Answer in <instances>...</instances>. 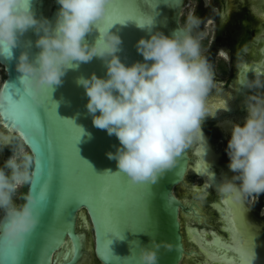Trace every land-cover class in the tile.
<instances>
[{"label": "water", "instance_id": "1", "mask_svg": "<svg viewBox=\"0 0 264 264\" xmlns=\"http://www.w3.org/2000/svg\"><path fill=\"white\" fill-rule=\"evenodd\" d=\"M29 6L36 19L46 18L54 27L57 0H29ZM114 10L130 18L110 27L104 19L99 21L85 41L93 45L99 32L118 35L122 44L116 55L127 67L144 62L135 47L141 38L156 32L171 37L190 13L201 19L193 35L203 34L201 54L211 65L215 85L205 100L202 138L194 139L156 184L130 186L116 161L107 157L120 147L118 139L93 126L88 97L76 84L78 77L93 73L106 78L104 62L93 58L69 69L60 86L45 88L32 99L43 128L34 125L30 146L20 125L0 114V137H8L0 140V167L12 155L10 146L22 142L31 151L36 159L33 182L17 196L30 191L40 213L39 225L26 235L22 247L6 249L0 239V264H14L16 259L22 264H93L89 229L98 264H139V248L133 242L150 247L152 240L173 245L171 251L159 250L158 264H264V216H259L264 193L254 204L241 206L230 200L226 204L217 191L225 178L235 175L226 152L232 125L243 126L249 95L264 94V88L243 86L256 78L264 82V0H136L116 3ZM37 39L29 29L18 35L16 48L0 49V94L6 101L9 94L15 101L21 99L24 87L16 65L22 52L30 62L35 60ZM219 139L224 146L214 154ZM195 176L202 177V184L191 185ZM3 215L0 211V218Z\"/></svg>", "mask_w": 264, "mask_h": 264}, {"label": "clouds", "instance_id": "2", "mask_svg": "<svg viewBox=\"0 0 264 264\" xmlns=\"http://www.w3.org/2000/svg\"><path fill=\"white\" fill-rule=\"evenodd\" d=\"M57 3L60 8L53 27L46 18H35L29 0H0V49L16 48L18 35L29 29L38 35L35 46L40 51L35 60L30 62L28 54L22 52L16 65V71L22 74L20 83L33 101L45 88L60 86L69 69L93 58L101 59L106 78L93 73L76 80L88 97L86 109L92 124L118 139L120 147L107 157L116 161L130 184H156L173 169L177 157L192 141L202 138L205 100L215 85L211 65L201 54L203 34L193 35L201 19L190 13L184 27L179 26L171 37L156 32L148 39L141 38L135 47L144 62L127 67L116 55L122 44L118 35L99 32L93 45L85 41L86 34L104 19L109 0ZM243 86L261 89L264 82L256 78ZM5 102V95L0 94V106ZM245 106L248 116L243 126L232 125L226 149L228 168L235 175L217 187L222 197L241 206L254 204L264 193V94L249 95ZM10 147L12 155L0 167V211L4 214L0 218V239L7 246L19 248L40 223L37 199L30 191L17 196L32 184L36 159L22 142ZM16 199L23 202L16 203ZM133 243L139 248V264H158L159 250L173 249L172 244L155 240L150 247L140 246L139 241Z\"/></svg>", "mask_w": 264, "mask_h": 264}, {"label": "snow or ice", "instance_id": "3", "mask_svg": "<svg viewBox=\"0 0 264 264\" xmlns=\"http://www.w3.org/2000/svg\"><path fill=\"white\" fill-rule=\"evenodd\" d=\"M116 3H128L133 4L136 3V0H109V3L106 5V11L104 15V22L106 26H111L112 24H121L125 20L129 19L126 14H124L122 11H115L114 5ZM144 13H141L143 15ZM7 52V50H5ZM25 95H27V99H25ZM6 107L0 106V114L4 115L7 114L9 116V119L20 125V132L23 136L29 137V133L31 130L35 127L34 125L36 123L39 124L40 128H43V121L41 119V116L39 112L37 111L38 108H36L32 103V96L29 94L25 89H23V95L21 96V99L19 101H15L12 98V95L9 94L7 101H6ZM32 137H29L27 140L28 145L29 141ZM130 186H138V185H132ZM100 198L104 199L103 196V190L100 192ZM41 200L45 201V192L42 190L41 192ZM226 204H230L229 200H225ZM8 248H14L10 245L7 246ZM229 255H232V253H229ZM67 259V256H65ZM14 264H22V262H19L17 259L14 261ZM209 264H228L227 260H213L210 261Z\"/></svg>", "mask_w": 264, "mask_h": 264}, {"label": "flooded vegetation", "instance_id": "4", "mask_svg": "<svg viewBox=\"0 0 264 264\" xmlns=\"http://www.w3.org/2000/svg\"><path fill=\"white\" fill-rule=\"evenodd\" d=\"M217 146L219 149H217ZM224 146V141L222 139L217 140L214 148V154H220ZM194 178H197L198 183L194 184V182L191 183L192 186L200 185L202 184V177L201 176H195ZM194 181V180H193ZM258 201V199H257ZM256 201V202H257ZM259 216H264V206H261L260 211H259Z\"/></svg>", "mask_w": 264, "mask_h": 264}, {"label": "rangeland", "instance_id": "5", "mask_svg": "<svg viewBox=\"0 0 264 264\" xmlns=\"http://www.w3.org/2000/svg\"><path fill=\"white\" fill-rule=\"evenodd\" d=\"M217 149H219L218 146H217ZM193 180H194V181H193L194 184H197V183H198L197 178H193ZM88 233H89V239H90V241H89V244H90V249H89V250H90V254H91V257H90V258L92 259V261H93L92 263H93V264H98L97 261L95 260L94 256H93L92 251H91V249H92V230L89 229V230H88Z\"/></svg>", "mask_w": 264, "mask_h": 264}]
</instances>
